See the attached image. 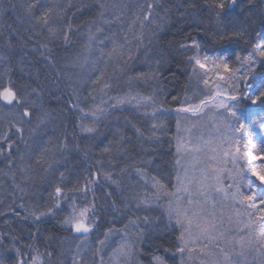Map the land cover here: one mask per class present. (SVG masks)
<instances>
[{
    "label": "trees",
    "instance_id": "obj_1",
    "mask_svg": "<svg viewBox=\"0 0 264 264\" xmlns=\"http://www.w3.org/2000/svg\"><path fill=\"white\" fill-rule=\"evenodd\" d=\"M215 2L0 0V89L10 87L26 98L31 112L23 117L22 107L0 100V261L1 255L9 258L3 264H27L34 256L54 261L63 252L60 264H74L72 253L84 254L89 242L73 235L63 221L84 208L98 239L134 228L141 232L137 264H154V256L164 264H177L179 230L165 204L177 184L181 115L116 109L85 134L80 131L81 114L127 93L148 96L157 106L171 109L196 105L216 84L233 93L232 72L244 67L237 54L247 55L254 44L264 46V0H236L231 7L225 0L219 19ZM29 3L36 5L32 15L26 12ZM44 12L47 25L35 19ZM193 40L200 45L201 59L223 56L229 71L216 67L219 61L209 60L201 69L190 60L197 54ZM255 58L257 67L250 74L254 87L264 82V60ZM239 83L243 86L244 80ZM242 107L256 112L264 108L247 100ZM239 147L241 178L248 187L243 199L253 197L246 210L256 238L264 231L258 227L264 225L258 219L264 217V185L251 173H264V132L240 137ZM94 177L92 192H85ZM153 177L164 187L153 191L159 196L158 211L146 214L136 209L134 200L148 192ZM56 186L63 190L59 207L53 200ZM49 208L52 214L35 219L33 213ZM246 260L262 264L264 248L256 243Z\"/></svg>",
    "mask_w": 264,
    "mask_h": 264
},
{
    "label": "rangeland",
    "instance_id": "obj_2",
    "mask_svg": "<svg viewBox=\"0 0 264 264\" xmlns=\"http://www.w3.org/2000/svg\"><path fill=\"white\" fill-rule=\"evenodd\" d=\"M217 86L222 93H229L223 85L216 84L210 96L214 95ZM122 98H128V102L125 104L118 103ZM147 98L149 97L142 94L127 93L112 99L99 110L93 111L96 116L92 115L93 112H83L80 131L85 134L91 133L82 131V126L94 128V125L105 117L108 111L111 112L116 109L129 108L150 115L158 112L181 115L177 123L176 149L179 160L177 176L183 180V185H180L177 180L172 197L165 204V210L169 213L171 222L178 228V236L180 237L181 232H183L184 239L189 240L188 247L192 251L186 247L183 253L176 252L174 257L177 258V264H247L246 259H249V256L252 255V249L256 247L255 223L246 210L250 204L243 199V194L248 192L246 191L248 187L244 186L241 178V151L235 153L237 145L231 142V152L237 158L234 161L233 155H224L229 145L224 137L233 135L225 127L228 120L231 119L228 117V113L224 109L213 107L212 103L204 107L202 112L196 114L191 111L182 112L177 111L180 108H162ZM222 99H224L223 95L216 97L217 101ZM188 107L190 106L181 108ZM101 109L103 111H100ZM221 144L223 147H220ZM180 145L183 147L178 151ZM197 148L199 151L196 150ZM96 183L97 179L94 177L88 187V192H92ZM152 184L153 181H148L149 193L142 192L140 198L134 200V202L137 201L134 204L136 209H141L146 214L159 209V196L156 195L155 198L153 191L156 188H153ZM177 187H180L181 190L177 191ZM185 187L188 191L183 190ZM218 188L222 190L217 191ZM201 191H204L205 195H200ZM85 192L87 191L85 190ZM190 198L193 200L192 204L188 203ZM141 201L145 202L142 203ZM184 210H187L189 217H192L193 212H196L198 215L195 219L213 221L215 228L212 230V235L217 238L212 241L206 238L199 239L192 243L191 241L198 231L195 225L193 224L190 229L192 234L190 237L189 232L185 231L189 227L186 221H184L183 227L176 224L177 212ZM86 219H88V213ZM153 221L156 222L155 219ZM72 233L79 239L86 240V244L89 242L84 254H80L76 249L74 253L71 252L75 257L74 264H137L138 262L135 258L139 248L138 240L141 239V232L138 229L134 228L128 232L118 233L116 237L108 234L100 239L94 232L79 235L72 230ZM91 234L96 236L95 241L91 239ZM177 241L178 247L184 243L179 238ZM222 248L224 249L223 252H221ZM64 253L58 254L54 261L48 262L42 256L34 257L37 258L36 264H60L63 261L62 257L65 256ZM69 255L70 253L67 252V256ZM1 259L2 261H9L7 256L1 255ZM27 264H33V258Z\"/></svg>",
    "mask_w": 264,
    "mask_h": 264
},
{
    "label": "snow or ice",
    "instance_id": "obj_3",
    "mask_svg": "<svg viewBox=\"0 0 264 264\" xmlns=\"http://www.w3.org/2000/svg\"><path fill=\"white\" fill-rule=\"evenodd\" d=\"M252 0H249V3H251ZM236 0H228V6L231 7L235 5ZM36 5L34 3H29L26 7V12L29 15H32V10ZM103 7V6H101ZM149 9L152 8V5H148ZM214 7L219 9L220 11L216 13L217 18L219 19L221 13L225 10V0H216ZM103 13H101V16ZM148 16H145V19H148ZM37 23L43 22L44 25H47L49 23V17L48 13L44 12L40 17L35 18ZM52 29L49 28V31ZM97 32L101 31L100 28L96 29ZM236 36H242V32L234 33ZM67 38V36L65 37ZM93 37L89 36V39L91 40ZM192 46L197 48V54L190 57V60H194L195 64L199 66L201 69H205L207 67L206 62L209 60L212 61H219L221 63H217L216 67L222 66L225 71H229V65L225 60V57H209L204 56L203 59H201L198 55V50L200 45L197 44L195 40L192 41ZM187 45L182 44L181 48H186ZM115 49H113L114 51ZM256 55H258L261 60H264V46L254 44L253 45V51L249 52L247 55L241 57L239 54H237V61L240 62L243 68H237L235 71L232 72V76L235 78V82L230 85V87L234 88L233 93H222L219 86H217L216 91L214 95L208 97L205 100H202L199 105L190 106L188 108H180L177 109V111L182 112H188L191 111L193 114H196L198 112H202L203 108L206 107L209 103H212L213 107L224 109L228 113V117L231 119L228 120L225 127L227 130L231 133H233L232 136H225V141L229 142L228 150L224 152L225 156L233 155V159L237 158L234 153L231 152V142H234L237 147L235 149V153H240V137L243 136H250L254 135L256 132H264V108L261 109V111H245L244 107L242 105L244 104V101H250L252 106H264V82H262L259 86H253L250 83L251 80V73L254 72L255 68L257 67V61H256ZM260 67L264 68V65H260ZM246 68V71L244 70ZM219 79H225V77L220 76ZM243 79L244 84L243 86L240 85L239 81ZM205 84H208V80H204ZM242 87L244 90H242ZM224 96V99L217 101L216 97L218 96ZM147 99H151L150 97ZM0 100H2L4 103L8 105H17L19 107L23 108V117H30L31 112L28 107H26V104L28 103L26 98L20 97L17 95L15 91H13L10 87H4L3 89H0ZM121 103L123 101H120ZM100 111H103L102 109ZM93 116H96V113H92ZM227 119V118H225ZM12 127H16L15 125H12ZM156 125H153V128H155ZM16 130L19 132L22 129L16 128ZM82 131L85 132H92L94 131L93 127L90 126H82ZM139 132V129H137ZM5 139L8 138V134H4ZM4 141H0V143H3ZM12 145L8 144V147L10 148ZM183 147V145H180L178 147V151L180 148ZM220 147H223V144L220 145ZM255 147V145H253ZM199 151V149H196ZM105 151H108L106 148ZM247 155V153H244ZM253 159H256L255 156L252 157ZM264 158V157H262ZM177 164H179V160H177ZM139 171V170H138ZM252 176L256 178L257 181H259L260 185H264V173L258 172V171H252ZM61 177H63V173H61ZM153 179V188H156L157 191L160 189H163L164 185L160 183V181L156 180L155 177ZM177 180L179 181L180 185H183V180L180 179L179 176H177ZM85 190H88V185L85 184ZM181 188L177 187V191H180ZM184 191H188L187 188H183ZM222 189H217V191H221ZM200 195H205L204 191L200 192ZM63 196V190L60 186L55 187V196L53 197V200L55 201L54 206L59 207L60 206V198ZM189 196H191V193H189ZM252 196H245L244 200L249 201L252 200ZM144 203L145 201H141ZM189 204L193 203V200L190 198L188 201ZM261 204H264V198L260 200ZM52 208H49L47 211H41L38 215L33 213L35 219L39 221L41 217L47 216L52 214ZM88 209L84 208L82 209L78 216L76 214H73L69 217H66L63 221L65 225H69L72 230L76 233H88L91 230V225L87 223V213ZM197 213L193 212L192 217H189L187 215V210H184L183 212H177V218H176V224L183 227L184 221L188 224V229H185V231L189 232V236L191 237V227L193 224L195 225L196 229L198 230L195 237L192 239V243H194L196 240L199 239H207L209 241H212L213 239H216L217 237L212 235V230L215 228V224L213 221H210L208 219H195L197 217ZM258 219H264V217H259ZM260 229L264 230V225L258 226ZM179 239L183 240L184 243L177 248V252L183 253L184 249L188 247L189 240L184 239V233L181 232V235ZM251 243V241H249ZM256 243L259 244L260 248H264V231L260 233H256ZM189 251H192L190 247H188ZM224 249H221V252H223ZM225 259H227V256H225ZM36 257H33V264H36ZM154 264H164V261L159 256L153 257ZM0 264H3V261H0ZM18 264H23V261H19ZM264 264V262H262Z\"/></svg>",
    "mask_w": 264,
    "mask_h": 264
},
{
    "label": "bare ground",
    "instance_id": "obj_4",
    "mask_svg": "<svg viewBox=\"0 0 264 264\" xmlns=\"http://www.w3.org/2000/svg\"><path fill=\"white\" fill-rule=\"evenodd\" d=\"M205 99V98H204ZM204 99H202V100H204ZM120 101H123L122 103H126V102H128V98H122V99H120ZM118 102V103H121V102ZM160 107H162V108H167V107H163V106H160ZM178 108H180V107H178ZM177 109V108H176Z\"/></svg>",
    "mask_w": 264,
    "mask_h": 264
},
{
    "label": "water",
    "instance_id": "obj_5",
    "mask_svg": "<svg viewBox=\"0 0 264 264\" xmlns=\"http://www.w3.org/2000/svg\"><path fill=\"white\" fill-rule=\"evenodd\" d=\"M110 111H108L106 114H108ZM91 232V230L88 232V233H90ZM88 233H77V234H79V235H87Z\"/></svg>",
    "mask_w": 264,
    "mask_h": 264
}]
</instances>
